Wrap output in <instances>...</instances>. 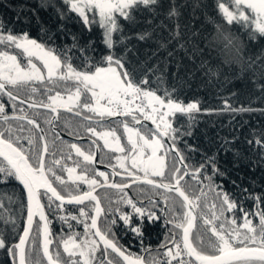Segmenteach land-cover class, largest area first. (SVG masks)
<instances>
[{
  "label": "trees",
  "instance_id": "1",
  "mask_svg": "<svg viewBox=\"0 0 264 264\" xmlns=\"http://www.w3.org/2000/svg\"><path fill=\"white\" fill-rule=\"evenodd\" d=\"M230 2L136 0L123 10L124 16L112 17L113 30L107 43L97 18H83L67 0H0V33L35 40L59 57L62 69L92 73L102 66L121 65L134 89L153 92L164 100L197 103L194 111L171 116V128L164 139L171 157L160 179L172 184L178 181L195 212L190 237L200 249L210 252L216 251L220 243L226 249L264 250V32L238 14L227 17L222 8L233 12ZM75 87L57 80L54 84L9 86V90L26 100L24 92L28 91L39 99L36 102L43 103L49 95L64 94ZM82 99L87 98L84 95ZM0 105L1 115L18 114L11 108L22 107L28 111L25 115L40 123L51 152L44 161L48 179L62 197L78 193L74 183L63 179L65 168L74 166L89 172L91 164L72 153L70 142L54 140L55 133L48 126L50 114L23 107L3 92ZM81 111L88 119L60 113V130L74 137L93 138L88 131L93 126L113 130L121 123L141 130L148 127L135 111L114 117ZM66 117L72 118L69 122L73 127L66 125L67 120L64 124ZM0 135L17 147L33 168L38 167L41 140L33 123L0 122ZM96 142L99 158L113 160V153ZM81 146L93 153L90 143ZM185 169L197 173L185 175ZM142 188L154 195L153 186ZM158 193L168 205L182 202L171 191L158 188ZM40 199L51 230L52 258L62 264H91L90 253L83 263L61 247L63 240L84 233V228L91 234L90 211L78 223V207L59 205L44 193H40ZM168 211L167 207L164 218L169 216ZM174 215L180 236L185 226H181L180 207L175 208ZM25 217L23 189L0 160V264H16L14 245ZM143 226V239L148 243H160L166 236L159 224L145 222ZM39 227L36 218L31 232L35 239H30L33 246L29 245L25 254L28 264H46L39 248ZM120 233L129 239V231ZM228 264H264V260L248 258Z\"/></svg>",
  "mask_w": 264,
  "mask_h": 264
},
{
  "label": "rangeland",
  "instance_id": "2",
  "mask_svg": "<svg viewBox=\"0 0 264 264\" xmlns=\"http://www.w3.org/2000/svg\"><path fill=\"white\" fill-rule=\"evenodd\" d=\"M67 1L83 18L86 15L97 18L105 30V41L108 43L113 30L112 17L114 15L124 16L123 10L136 0ZM230 3H232L233 12H228L226 8H222L227 17H231L230 15L234 13L238 14L240 19L250 21L254 28L264 32V0H231ZM0 46L4 47L3 50H0L1 82L15 86L30 83L54 84L55 81L60 80L67 85H76L75 88L64 94L55 92L49 95L47 99H43V103L36 102L39 99L25 91L24 94L28 95L29 101L55 108L76 109L80 112L85 110L106 117L128 114L133 111L136 112L134 114H139L140 119L147 122V129L141 130L139 127L121 123L115 130L110 127L98 129L93 126L88 128V131L95 139L92 140L98 141L102 149L113 153V166L117 169L139 180H156V177L161 180L160 177L165 174L168 159L171 157L170 153L167 152L170 146L165 144L163 137L156 133L152 127H157L164 134L168 133L171 128V116L177 112L189 113L194 111L197 109L196 102L182 103L164 100L157 94L144 90L142 93L144 105L140 107L132 102L124 101V98L132 96L134 88L127 82L126 74L121 65L102 66L92 73L78 72L70 67L62 69L60 59L54 52L25 35L12 36L0 33ZM59 88L62 89L61 86ZM1 93L2 91H0V96ZM84 95L86 100L82 99ZM11 100L13 99L11 98ZM66 118L64 124L65 120H67L66 122L72 120L70 117ZM57 122L53 125L55 126ZM64 124H62V128ZM65 131L67 132V130ZM60 132L64 133L62 130ZM69 145L72 153L80 156L83 161H92V155L84 150L81 144L70 142ZM69 145L66 144V147ZM65 174L66 179L73 182L85 183L88 179L83 171L77 170V167L74 166L66 167ZM170 205L172 208L170 215L175 216V208L180 207L181 226L188 224L189 218L186 215L184 204L182 202H170ZM61 247L66 254L73 257L76 254L81 259L87 260L90 256L88 254L90 247L87 252V249L83 250L73 240L63 241Z\"/></svg>",
  "mask_w": 264,
  "mask_h": 264
},
{
  "label": "flooded vegetation",
  "instance_id": "3",
  "mask_svg": "<svg viewBox=\"0 0 264 264\" xmlns=\"http://www.w3.org/2000/svg\"><path fill=\"white\" fill-rule=\"evenodd\" d=\"M7 88L9 89V85H7ZM11 93L15 94L14 92ZM22 106L26 107L24 105ZM0 107H2V105H0ZM11 109L19 112L16 115L24 116L26 113H28V111L22 107H18L15 109L11 108ZM72 110L76 112L79 116L72 114H67V115L83 120L88 119L80 111L76 109H72ZM37 111H42V110H37ZM48 113L50 114L48 126L49 129L53 131V133H55L56 138H54V140H57V138L60 137L59 135H57L54 128L60 130V123L58 121L59 117H57L58 122L56 121L57 123L55 124V126L53 125V127H51L50 120L52 118V114L50 112ZM25 116H31V115H25ZM66 125L72 127L74 126V124L70 123L69 121L66 123ZM70 137L93 139L86 136L84 137L70 136ZM49 155H51V152L47 150L45 159L49 157ZM103 158L98 157V165L105 166L114 171V180L116 185L125 186V185H129L131 182H135L139 180L138 178H132L128 176L125 172L113 166L114 158L113 160L109 159L110 157H105L104 159ZM87 163H90L92 168L89 172L85 170L83 171L86 177H88L85 183L81 181L79 182L69 181L66 179V174H65V178L63 179L70 183H74L78 190V193H75L67 197H75L84 193H88L99 186L110 183L113 177L111 173L105 170L95 168L92 164V161ZM39 165H40V158H39ZM39 165L37 168H34L35 177L37 179H41V177L38 178L36 175V173L40 175V173L38 172ZM155 179L156 180L154 181L162 182L161 180H158V177H156ZM162 183L167 185H174L172 183H165V182ZM142 185L141 184L129 185V187L125 189L100 188L95 192L102 207L98 217L99 232L109 242H111L116 247V249L123 254L125 258H121L112 250L108 249L105 245L100 243V241L95 237L94 233L92 232L91 220L96 205L95 200L92 198L87 200L81 206H74L79 208L77 210L79 216L77 219L78 223L84 220L85 215H87L88 212L90 211V216L88 217V219H89L91 234H89L87 229L84 228L85 231L84 233L81 234L75 233L74 235H70L63 241L68 242L70 240H73L79 246H81L83 250L87 249V252H88V248L90 247L89 253L91 254V264H204L199 259L216 257L222 253L240 249V248L226 249L223 248V244L221 243L218 249L214 252H210L205 249L203 250L200 249L199 248L200 245L197 243V241L190 237V232L193 229L196 222L195 220L193 227L188 234L187 245L189 246L188 248L191 250L192 253V255H190L182 242V232L187 224L185 225L184 228H182L181 235L178 236L179 235L177 234L179 228L177 224L178 220L170 215V213L172 212L171 205H168L166 202L164 203L165 198L163 197V194L161 195L160 193H158V186L154 187L155 188L154 195H150L148 191H145L142 188L143 187ZM167 207L169 208L168 211L169 216L164 218L165 215L164 212L166 211ZM186 215H188L189 218L188 221H190V216L187 213V211H186ZM145 222L148 224H155V225L159 224L160 228L161 229L163 228V230L166 232V236L163 237V240L161 237L162 241L160 240L161 241L160 243H158V240L155 243H148L146 240L143 239L142 230L144 227L143 224ZM122 230L129 231L130 235L128 240L126 239L125 235L120 233L122 232ZM31 237L35 239V235L32 236V233L30 234V237L26 244V250H25L26 256H27V247L29 245L33 246L32 241L30 240ZM241 248H256V247H241ZM74 257H77L83 263L85 261L84 259H81L79 255L74 254ZM75 261L76 260L74 259V262ZM25 262L26 264H28L26 258H25ZM29 264H36V263H34V261H31L29 262Z\"/></svg>",
  "mask_w": 264,
  "mask_h": 264
},
{
  "label": "water",
  "instance_id": "4",
  "mask_svg": "<svg viewBox=\"0 0 264 264\" xmlns=\"http://www.w3.org/2000/svg\"><path fill=\"white\" fill-rule=\"evenodd\" d=\"M0 90L5 95L12 98L14 101L30 109L50 112L52 114V118L50 120L51 127H53V124L57 121V117L60 112H65V113L72 114V115H78L72 109L55 108L50 105L37 104L32 101L25 100L11 93L7 88V84L1 81H0ZM12 120L22 121L25 123H33L38 130L40 140H41V155H40V165H39V170H38V172L40 173L41 179H37L34 175L35 169L30 165L26 156H24V154L17 147H15L13 144L5 140L0 135V160H2L13 172L18 183L23 189V192L26 198V217H25L23 230L21 232V235L18 241L14 245V248L16 251V264H26L25 262L26 244L32 232L33 225L35 223L36 218L40 220V232H39L40 244L39 245H40V251H41V254H42V257L45 263L46 264H60L52 258L49 252V238L51 235V230L49 226L48 217L45 213L43 204L40 199V193H44L48 195L53 201L63 206H81L87 200L91 198L94 199L96 202V205H95V209H94L92 220H91L92 232L94 233L95 237L100 241V243L105 245L108 249L112 250L114 253H116L121 258H125L123 254L120 253L116 249V247L99 232L98 217H99V213L101 212L102 207H101L100 201L98 200L95 192L99 190L100 188L125 189V188H128L129 185H134V184H144V185L153 186V187L158 186V188L171 191L178 196V198L182 201V203L184 204L186 208L187 213L190 216V221L186 225V227L183 229V232H182V242L184 246L186 247L188 253L192 255L191 250L188 248L189 246L187 245V242H188V234L190 230L192 229L194 221H195V212H194L191 201L188 199L186 194L179 187L178 181L174 185H167L162 182H159V181L157 182L154 180H138L135 182H131L129 185L118 186L115 184L114 171L105 166L98 165L99 147L94 140L89 139V138H73V137L68 136L67 134L60 132V130H58L57 128H54L56 133L59 135L61 139L68 140L70 142H76V143H83V142L91 143L94 149L93 157H92L93 166L97 169L105 170L111 173V175L113 176L110 183L99 186L88 193H84V194H81L75 197H68V198L62 197L58 194L57 190L52 186L50 180L47 178L44 172V169H43L44 159L47 154V139L42 129V126L36 119L29 117V116L0 115L1 122L12 121ZM152 129L155 130L156 133H159L163 137V139L166 138V135L157 127L153 126ZM196 173L197 172H190L185 169V175H193ZM248 258H256V259L264 260V250L256 249V248H240L237 250L222 253L216 257L201 258L199 260L204 264H228L236 260L248 259Z\"/></svg>",
  "mask_w": 264,
  "mask_h": 264
},
{
  "label": "built area",
  "instance_id": "5",
  "mask_svg": "<svg viewBox=\"0 0 264 264\" xmlns=\"http://www.w3.org/2000/svg\"><path fill=\"white\" fill-rule=\"evenodd\" d=\"M124 101L132 102L134 105L142 107L144 105L142 91L141 90L134 91L132 96L124 98Z\"/></svg>",
  "mask_w": 264,
  "mask_h": 264
}]
</instances>
